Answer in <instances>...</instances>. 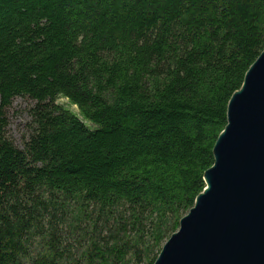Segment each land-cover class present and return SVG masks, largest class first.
<instances>
[{"label":"trees","instance_id":"obj_1","mask_svg":"<svg viewBox=\"0 0 264 264\" xmlns=\"http://www.w3.org/2000/svg\"><path fill=\"white\" fill-rule=\"evenodd\" d=\"M263 50L264 0H0V264H153Z\"/></svg>","mask_w":264,"mask_h":264},{"label":"water","instance_id":"obj_2","mask_svg":"<svg viewBox=\"0 0 264 264\" xmlns=\"http://www.w3.org/2000/svg\"><path fill=\"white\" fill-rule=\"evenodd\" d=\"M226 117L205 188L153 264H264V50Z\"/></svg>","mask_w":264,"mask_h":264},{"label":"rangeland","instance_id":"obj_3","mask_svg":"<svg viewBox=\"0 0 264 264\" xmlns=\"http://www.w3.org/2000/svg\"><path fill=\"white\" fill-rule=\"evenodd\" d=\"M33 105L34 102L29 99L16 98L6 111L8 118L7 136L19 148L22 147L23 137L26 135L30 122L27 112Z\"/></svg>","mask_w":264,"mask_h":264}]
</instances>
